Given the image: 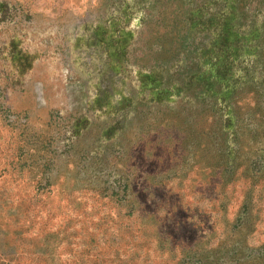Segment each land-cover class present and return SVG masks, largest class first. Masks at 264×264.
I'll list each match as a JSON object with an SVG mask.
<instances>
[{
	"label": "rangeland",
	"instance_id": "rangeland-1",
	"mask_svg": "<svg viewBox=\"0 0 264 264\" xmlns=\"http://www.w3.org/2000/svg\"><path fill=\"white\" fill-rule=\"evenodd\" d=\"M0 264H264V0H0Z\"/></svg>",
	"mask_w": 264,
	"mask_h": 264
}]
</instances>
